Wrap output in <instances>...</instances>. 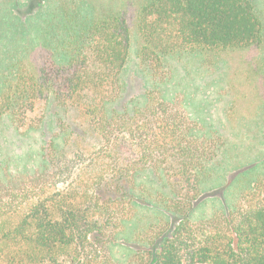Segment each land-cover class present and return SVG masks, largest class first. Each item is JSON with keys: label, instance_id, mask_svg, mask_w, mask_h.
<instances>
[{"label": "trees", "instance_id": "1", "mask_svg": "<svg viewBox=\"0 0 264 264\" xmlns=\"http://www.w3.org/2000/svg\"><path fill=\"white\" fill-rule=\"evenodd\" d=\"M136 28L151 87L128 108L132 31L111 8L60 1L38 17L34 59L3 68L0 126L39 130L50 102L64 115L38 164L0 163V264H264V155L222 180L226 136L194 97L169 91L170 60L213 74L225 55L260 48L255 5L144 0Z\"/></svg>", "mask_w": 264, "mask_h": 264}, {"label": "rangeland", "instance_id": "2", "mask_svg": "<svg viewBox=\"0 0 264 264\" xmlns=\"http://www.w3.org/2000/svg\"><path fill=\"white\" fill-rule=\"evenodd\" d=\"M69 0H0V82L3 68H14L20 61L30 63L36 50L38 17L41 12ZM123 13L132 31L129 59L123 72L126 85L119 105L131 107L140 100L151 83L141 71L137 55L140 47L136 20L144 0H77ZM264 23V0H252ZM192 59V60H191ZM176 69L173 95L179 90L194 97L203 117L210 119L227 138L216 171L227 181L245 169L257 156L264 155V43L260 48L225 55L213 74L197 59L170 60ZM234 108L235 121L227 122L225 111ZM43 126L21 133L6 118L0 126V163L10 158L12 166L33 167L41 161L42 149L59 133L63 111L50 102L43 107ZM201 115V116H202ZM221 180V179H220ZM126 252H120L123 256Z\"/></svg>", "mask_w": 264, "mask_h": 264}]
</instances>
